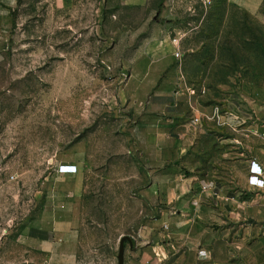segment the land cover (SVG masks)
Returning <instances> with one entry per match:
<instances>
[{
	"label": "rangeland",
	"instance_id": "obj_1",
	"mask_svg": "<svg viewBox=\"0 0 264 264\" xmlns=\"http://www.w3.org/2000/svg\"><path fill=\"white\" fill-rule=\"evenodd\" d=\"M163 40L181 57L161 69ZM196 115L206 137L182 156ZM232 126L264 136V0H0V264H119L126 235L125 264H174L145 233L182 214L165 202L189 157L217 189L243 179L218 140ZM71 159L77 203L57 171Z\"/></svg>",
	"mask_w": 264,
	"mask_h": 264
},
{
	"label": "crops",
	"instance_id": "obj_2",
	"mask_svg": "<svg viewBox=\"0 0 264 264\" xmlns=\"http://www.w3.org/2000/svg\"><path fill=\"white\" fill-rule=\"evenodd\" d=\"M171 42L163 40L158 48V51L161 49L166 52L161 53L158 57L161 69L169 63L168 56L171 52L177 51ZM158 43L159 41H156L153 44L157 45ZM163 61L166 63L162 64ZM159 79H156V84ZM195 118L199 119V123L195 122ZM208 119L211 120L210 117ZM225 122H222L220 118V124ZM205 124H209V121L206 122L204 119L202 120V117L196 115L188 124L197 128L196 134L182 130L185 141L181 147L182 156L190 154V145L193 144L192 141L196 136L200 138V143L203 142V138L206 137ZM232 127L233 132L220 136L218 140L228 155L239 153L242 157L241 160H244L243 179L224 181L223 189H217L214 182H208L201 176L198 166L189 163V157L183 165L185 173L179 179L181 194L178 195V192L173 190L176 183L170 182L168 185L171 188V192H168L170 199H166L165 202L168 205H181L182 214L173 217L172 211L167 212L170 208L164 206L160 216L153 217V221L158 222L152 223L153 225L149 226L145 233L142 246L145 253L150 254L157 251L159 255H164L166 258L171 251L174 264H264V229L262 227L264 188L259 189L249 184L251 163L256 161L264 169V136L261 133L260 140L254 143L252 132L244 133L245 137L242 138L238 134V129ZM236 160V157L230 159L228 166L231 173L235 172ZM62 164H74L78 167V172L75 174H60L69 181L66 187L73 193L77 203L84 191L83 170L85 163L71 159ZM151 187L153 188V185ZM172 192L176 194V197L172 196ZM153 193L147 188L145 196L148 202L156 203L159 198ZM178 218L181 222L180 226H176L178 222L172 223V230L168 233L164 231L159 233V236L162 238L164 236L165 239L155 243L158 235L153 233L152 228ZM215 224L220 228H216ZM147 237H152L153 241L147 240ZM172 238H174V242Z\"/></svg>",
	"mask_w": 264,
	"mask_h": 264
},
{
	"label": "built area",
	"instance_id": "obj_3",
	"mask_svg": "<svg viewBox=\"0 0 264 264\" xmlns=\"http://www.w3.org/2000/svg\"><path fill=\"white\" fill-rule=\"evenodd\" d=\"M234 1H237V0H234ZM174 41L177 42V40H174ZM176 56L178 58L181 57L180 52H176ZM218 119L220 120V116H218ZM195 122L199 123V119L195 118ZM57 171L60 174H75L78 172V167L74 164H60ZM249 184L259 189L264 188V169L256 161H253L251 163ZM262 227L264 229V220L262 222Z\"/></svg>",
	"mask_w": 264,
	"mask_h": 264
},
{
	"label": "water",
	"instance_id": "obj_4",
	"mask_svg": "<svg viewBox=\"0 0 264 264\" xmlns=\"http://www.w3.org/2000/svg\"><path fill=\"white\" fill-rule=\"evenodd\" d=\"M129 241L131 246L133 244V239L130 236H123L120 241L119 255L118 260L119 264H125V255H126V241Z\"/></svg>",
	"mask_w": 264,
	"mask_h": 264
}]
</instances>
